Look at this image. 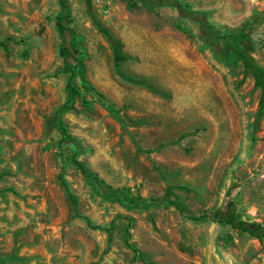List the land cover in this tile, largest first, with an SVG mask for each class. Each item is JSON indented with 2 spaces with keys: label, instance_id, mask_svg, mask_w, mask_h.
<instances>
[{
  "label": "rangeland",
  "instance_id": "obj_1",
  "mask_svg": "<svg viewBox=\"0 0 264 264\" xmlns=\"http://www.w3.org/2000/svg\"><path fill=\"white\" fill-rule=\"evenodd\" d=\"M91 1L125 72L168 97L115 72L84 0H0V264H264L260 90L194 19L246 31L264 67V0ZM230 201L262 239L201 217Z\"/></svg>",
  "mask_w": 264,
  "mask_h": 264
},
{
  "label": "trees",
  "instance_id": "obj_2",
  "mask_svg": "<svg viewBox=\"0 0 264 264\" xmlns=\"http://www.w3.org/2000/svg\"><path fill=\"white\" fill-rule=\"evenodd\" d=\"M84 1L87 6L88 14L91 17L94 25L102 34H104L108 38V40L111 43L115 72L127 82L137 85H142L153 93H156L162 97H168V94L164 90L155 86L151 81L145 78H136L125 72L124 63L128 60V56L123 49L124 45L122 40L116 37L106 26L102 25V23L96 19L92 9V1L91 0H84ZM156 1L162 3H170L175 7H177L181 12L185 14H189V11L186 8V6L175 0H156ZM62 2L65 5L67 4L66 0H62ZM68 14H70V12L67 9V15ZM63 18L62 17L58 18V26L65 29V27L62 25ZM194 19L200 23L203 31L207 35V38L211 44H213L219 51L231 52V54L242 64L244 71L250 76H252L254 80L255 88L260 90L259 105L256 112V124H258L260 120L264 117V67L256 60V58L253 56V54L249 49L250 37L248 33L244 30H239L236 32H221L214 26L205 22V20L202 19L199 15H194ZM65 30L70 32L71 43L73 44L75 40L73 30L70 28ZM69 67L72 68L71 70L73 72L75 71L71 65H69ZM86 82L87 84H89L88 81ZM78 93H79L78 89L73 86L71 88L70 97L68 101L64 104V109L68 108V104L70 100L74 98ZM107 109L112 114L116 115V110L112 107V105H107ZM60 130L61 133L63 134L64 139H72V135L68 132L62 120H60ZM86 175L93 188L96 191H99V185L103 184L102 179L97 178L98 177L97 174L94 171H92L90 168L86 169ZM63 183L65 187L68 189L69 188L68 184L64 179H63ZM107 187L110 190L108 191L106 198H108L113 202H119L130 205H137L140 203L148 202L147 200H139L136 197H132L123 192L113 190L110 186ZM69 194L72 196L74 202H76L74 195L70 191ZM179 208L182 211H185L184 207L179 206ZM201 217H208L212 221H216L224 225H229L240 232L247 233L259 239H262L263 237L262 235L263 231H261V229L257 227L255 223L244 220L238 216L237 206L234 201H230L227 204V209L221 216L219 215L209 216L203 214L201 215ZM128 220L130 221L131 219L128 218Z\"/></svg>",
  "mask_w": 264,
  "mask_h": 264
}]
</instances>
